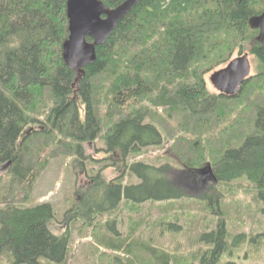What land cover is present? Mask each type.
Returning a JSON list of instances; mask_svg holds the SVG:
<instances>
[{"label": "trees", "instance_id": "16d2710c", "mask_svg": "<svg viewBox=\"0 0 264 264\" xmlns=\"http://www.w3.org/2000/svg\"><path fill=\"white\" fill-rule=\"evenodd\" d=\"M66 1L0 0V164H9L11 184L20 194L0 207V264L3 255L9 264H64L69 230L53 232V204H28L27 192L43 147L51 156L75 155L83 171V145L96 139L120 174L105 180L97 173L89 188L103 191L102 202L86 212L74 206L72 220L92 225L95 215L118 209L123 200L138 209L148 201L194 199L211 219L197 235L206 247L187 262L141 242L133 229L117 237L114 219L96 223L103 233L93 236L124 253L128 264L138 261L136 250L152 264H236L224 258L246 234L229 231L224 189L238 184L254 191L264 216V46L248 23L264 0H140L96 47L95 60L80 69L63 58ZM101 1L113 8L124 0ZM244 51L255 59L254 73L233 96L211 92L206 75ZM157 109L172 124L168 136ZM180 133L172 145L175 154L189 168L208 158L216 179L194 194L169 162L130 161ZM36 140L43 143L34 145ZM181 144L184 150H178ZM124 171L136 181L124 182ZM80 195L83 200L86 191ZM175 223L168 228L177 230Z\"/></svg>", "mask_w": 264, "mask_h": 264}, {"label": "rangeland", "instance_id": "374dc122", "mask_svg": "<svg viewBox=\"0 0 264 264\" xmlns=\"http://www.w3.org/2000/svg\"><path fill=\"white\" fill-rule=\"evenodd\" d=\"M247 49L248 46L245 51H248ZM237 55L239 54L236 52L233 57ZM249 60L251 62L250 74H252L255 69V59L251 54H249ZM220 67L222 66L218 68ZM211 72L206 75V84L211 92L216 93V89L209 80ZM157 112L161 117L159 119L165 130L164 134L167 135L166 131L172 124L167 121L161 109H157ZM32 126L35 128L37 124ZM181 135L184 133L176 134L175 138L165 137L163 144L143 149L132 155L130 161L143 160L155 164L169 162L177 180L183 181L189 193L194 194L210 186L212 179L209 172L194 170L203 168L209 160L206 158L195 168L185 166L172 150L176 137ZM35 142L34 145L43 143L39 140ZM83 147L85 155L82 159L83 171L80 170L78 162H74L75 155L58 152L51 156L47 154V147H43L40 154L41 160L39 159L36 166V177L30 184L28 196H26L28 204L41 201H49L53 204L56 212L55 219L50 223L53 232L58 234L69 230L70 244L64 264H128L124 253L108 249L97 242L93 236V232L102 231L103 233V229L100 231L95 226L96 223L100 224L112 219L115 220L117 237H125L133 229L131 233L139 237L141 242L176 256L180 263L193 259L199 251L206 247L202 242L197 241V235L202 231L201 225L211 219V214L204 209L202 202L194 199L170 202L148 201L140 204L138 209L129 208L124 205L123 200L118 209L95 215L92 225H86L81 220H72L69 212H72L74 206L80 205L79 211L86 212L94 203L102 202L103 191L98 187L89 188L93 185V178L97 173L105 180L120 174V171L110 164L111 161L101 150L103 143L100 139L86 142ZM185 148L186 145L181 144L178 150ZM8 168V163L0 164V207L6 199L20 197L15 187L16 184H11ZM124 173L126 175L124 182L136 181L125 171ZM241 183L245 186V181ZM238 186V184L231 186V189L234 187L235 191L229 187L224 189L228 191L224 199L227 211L226 221L231 234L244 232L246 241L233 249L232 254L226 255L224 259H232L236 264H264V237L258 236V234H264V216L258 209L261 203L253 198L254 191L237 188ZM84 190L86 195L82 200L80 193ZM170 221L177 222L175 223L178 226L177 230L168 228ZM252 237L255 239L251 241ZM136 254V257H139L138 261L134 258L136 264L153 263L143 251L136 250ZM116 256L119 258L116 259ZM1 259L4 264H9L7 255H3Z\"/></svg>", "mask_w": 264, "mask_h": 264}, {"label": "water", "instance_id": "95a60500", "mask_svg": "<svg viewBox=\"0 0 264 264\" xmlns=\"http://www.w3.org/2000/svg\"><path fill=\"white\" fill-rule=\"evenodd\" d=\"M140 0H124L109 8L101 0H67L68 37L63 42V58L75 69H80L96 58V47L103 44L117 23L123 19ZM249 26L257 29L256 40L264 46V6L260 14L249 18ZM89 38L90 40H88ZM251 62L248 52L230 59L224 66L212 71L209 80L218 93L229 96L237 94L242 82L250 75ZM209 172L216 181L211 165L194 169Z\"/></svg>", "mask_w": 264, "mask_h": 264}]
</instances>
